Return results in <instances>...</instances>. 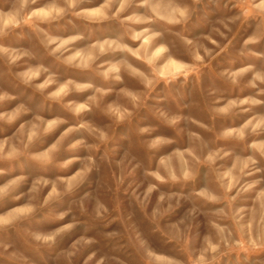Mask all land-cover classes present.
I'll list each match as a JSON object with an SVG mask.
<instances>
[{
	"label": "rangeland",
	"instance_id": "obj_1",
	"mask_svg": "<svg viewBox=\"0 0 264 264\" xmlns=\"http://www.w3.org/2000/svg\"><path fill=\"white\" fill-rule=\"evenodd\" d=\"M0 264H264V0H0Z\"/></svg>",
	"mask_w": 264,
	"mask_h": 264
}]
</instances>
